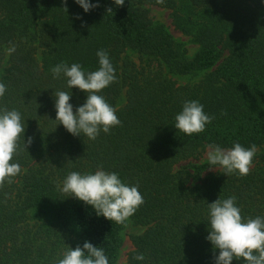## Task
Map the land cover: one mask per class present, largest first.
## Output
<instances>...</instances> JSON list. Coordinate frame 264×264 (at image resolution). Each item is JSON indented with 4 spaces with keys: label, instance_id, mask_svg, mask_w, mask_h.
Here are the masks:
<instances>
[{
    "label": "trees",
    "instance_id": "1",
    "mask_svg": "<svg viewBox=\"0 0 264 264\" xmlns=\"http://www.w3.org/2000/svg\"><path fill=\"white\" fill-rule=\"evenodd\" d=\"M89 2L99 6L85 12L76 0H0V83L6 86L0 109L19 111L25 127L12 160L21 172L0 187V264H57L86 240L117 264L127 221L143 227L131 235L127 264H215L219 250L206 239L209 203L235 196L245 222L264 217V151L246 176L190 160L210 146L264 144V0ZM148 5L167 9L174 28L198 50L189 55L152 19ZM101 49L116 80L98 94L121 124L92 140L56 120V92L71 95L73 111L87 94L51 69L63 62L79 63L85 73L98 70ZM198 73L197 81L175 79ZM190 100L214 118L189 136L174 125ZM101 168L137 185L143 196L123 225L57 186L73 171ZM141 253L144 260L134 258Z\"/></svg>",
    "mask_w": 264,
    "mask_h": 264
},
{
    "label": "clouds",
    "instance_id": "2",
    "mask_svg": "<svg viewBox=\"0 0 264 264\" xmlns=\"http://www.w3.org/2000/svg\"><path fill=\"white\" fill-rule=\"evenodd\" d=\"M117 6H123L125 0H114ZM163 3V0H158ZM85 12L98 7L89 0H76ZM108 8L107 12H112ZM79 18V17H77ZM14 48L9 49V52ZM99 68L85 73L79 63L68 66L60 63L51 71L54 78L61 73L66 76L69 88L76 87L87 94L85 102L73 111L70 103L71 95L65 91L55 93L56 120L74 136L88 137L95 140L101 129L108 133L111 128L121 124L116 109L98 93L115 82V69L110 62L107 51L98 50ZM6 92V86L0 83V97ZM214 117L204 112V106L196 100L185 101L182 111L175 116L174 127L186 135L201 133ZM25 127L19 111L7 108L0 109V187L7 180L21 172L19 163H13V156L19 147L18 141L24 134ZM31 137L26 143L31 144ZM208 161L211 165H219L226 175L238 173L246 176L250 173L253 158L257 152L255 144L244 147L234 143L230 149L219 145L210 146ZM67 196H74L88 205L93 206L97 215H103L117 224L125 222L137 211L144 199L137 185L123 183L115 172H106L102 168L94 174H81L73 171L57 185ZM236 197L217 199L209 203L210 233L206 237L213 248L219 250L215 256V264H232L233 259H243L246 264H264V217L242 218L241 209L236 206ZM137 260H144V255L137 254ZM57 264H109L108 257L102 248L93 246L87 240L83 247H70L63 253Z\"/></svg>",
    "mask_w": 264,
    "mask_h": 264
},
{
    "label": "rangeland",
    "instance_id": "3",
    "mask_svg": "<svg viewBox=\"0 0 264 264\" xmlns=\"http://www.w3.org/2000/svg\"><path fill=\"white\" fill-rule=\"evenodd\" d=\"M149 14L154 21L164 24L170 33L180 42L184 43L185 47L188 50V54L192 55L198 50V45L191 39V37L182 34L180 31L176 30L171 23L169 16V11L165 8L158 7L155 5H148ZM132 58L135 59L136 55L131 54ZM137 61V59H135ZM203 73H198L196 75H185V76H176L175 79L179 84H185L187 82L197 81ZM210 147H206L202 152L201 156L198 159H192L193 163L208 161V152ZM227 150V149H226ZM264 151V144L257 147V152ZM185 163V162H184ZM143 231V227L135 225L130 221H127L125 227L122 230V242L119 251V257L117 264H127V255L133 249V244L131 242V235H138Z\"/></svg>",
    "mask_w": 264,
    "mask_h": 264
}]
</instances>
